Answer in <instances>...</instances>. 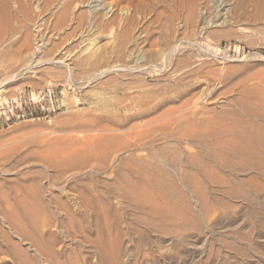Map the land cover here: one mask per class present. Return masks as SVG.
Returning <instances> with one entry per match:
<instances>
[{"label": "rangeland", "instance_id": "rangeland-1", "mask_svg": "<svg viewBox=\"0 0 264 264\" xmlns=\"http://www.w3.org/2000/svg\"><path fill=\"white\" fill-rule=\"evenodd\" d=\"M258 48L264 0H0V264H264Z\"/></svg>", "mask_w": 264, "mask_h": 264}, {"label": "bare ground", "instance_id": "bare-ground-1", "mask_svg": "<svg viewBox=\"0 0 264 264\" xmlns=\"http://www.w3.org/2000/svg\"><path fill=\"white\" fill-rule=\"evenodd\" d=\"M264 116V115H263ZM254 119V118H253ZM262 119V118H261ZM257 120H259L260 121V119H257ZM253 121V120H252ZM255 121V120H254ZM250 122V121H249ZM262 122V121H261ZM253 123V122H252ZM259 122H257V124H256V132L254 133V137H253V140H252V143L250 144V148H252V150L253 151H255V152H258V151H260V150H262L263 151V153H264V120H263V122H262V125L261 124H258ZM245 126V125H244ZM251 126H253V124L251 125ZM255 127H253V129L255 128ZM248 128V127H247ZM247 128H245V129H247ZM252 129V130H253ZM251 131V130H250ZM254 131V130H253ZM242 132H244V130L242 131ZM245 134V133H244ZM236 138H237V136H236ZM239 138V137H238ZM246 138H249V137H246ZM242 139V138H241ZM242 141V140H241ZM247 141V140H246ZM227 143V142H226ZM243 143V142H242ZM247 143H249V142H247ZM246 143V144H247ZM240 144H241V142H240ZM237 146V145H236ZM221 147V146H220ZM223 148V147H222ZM224 149H226V148H224ZM240 149H242V148H240ZM235 150V149H234ZM241 151V150H240ZM207 152V151H206ZM237 153H239L238 151H236ZM252 152V151H251ZM230 153V152H229ZM241 153H243L242 151H241ZM208 154V153H207ZM210 154V153H209ZM244 154V153H243ZM242 154V155H243ZM246 154V153H245ZM211 155H213V154H211ZM222 155H223V153H222ZM221 155V156H222ZM225 155H228V153H226ZM241 155V156H242ZM259 155H260V153H259ZM239 156V155H238ZM258 156V155H257ZM224 157V156H223ZM229 157V156H228ZM232 157V156H231ZM240 157V156H239ZM248 157H251V159H252V156H248ZM256 157V156H255ZM260 157V156H259ZM262 157V156H261ZM215 158V157H214ZM225 158H227V157H225ZM235 158V157H234ZM247 158V157H246ZM237 159V158H236ZM241 159H243V158H241ZM219 160H220V158H219ZM247 160V159H246ZM259 160H260V158H259ZM218 161V160H217ZM224 161V160H223ZM228 161V160H227ZM250 161V160H249ZM220 162H221V160H220ZM241 162V161H240ZM251 162H252V160H251ZM218 163V162H217ZM248 163V162H247ZM253 163V162H252ZM261 163V162H260ZM243 164V163H242ZM250 164V163H249ZM257 164V163H256ZM226 165V164H225ZM246 165V164H245ZM261 164H259V166H260ZM255 166V165H254ZM262 166V165H261ZM223 167H224V165H223ZM229 168V167H228ZM232 168H234V167H232ZM226 170V169H225ZM230 170V169H229ZM234 172V171H233ZM254 193H255V191H253ZM198 195V194H197ZM264 196V195H263ZM249 200V199H248ZM251 200V199H250ZM254 202V201H253ZM251 203V202H250ZM201 204V203H200ZM252 205V204H251ZM254 207V206H253ZM253 211H254V209H253ZM261 224V223H260ZM259 223H256V225L254 226V229H255V231L257 232V233H263V231H264V227H263V225H262V227H261V225H260ZM238 239H240V240H242V241H245V242H248L249 243V239L246 237V236H244V235H240L239 234V236H238ZM258 250V249H257ZM259 253V252H258ZM261 253V252H260ZM234 263V262H233ZM221 264H228V263H221ZM232 264V263H231Z\"/></svg>", "mask_w": 264, "mask_h": 264}, {"label": "trees", "instance_id": "trees-1", "mask_svg": "<svg viewBox=\"0 0 264 264\" xmlns=\"http://www.w3.org/2000/svg\"><path fill=\"white\" fill-rule=\"evenodd\" d=\"M258 51H264V49L263 48H258Z\"/></svg>", "mask_w": 264, "mask_h": 264}]
</instances>
